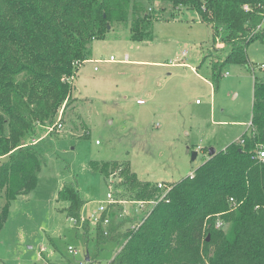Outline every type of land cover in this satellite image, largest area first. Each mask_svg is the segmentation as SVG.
<instances>
[{"label": "rangeland", "instance_id": "374dc122", "mask_svg": "<svg viewBox=\"0 0 264 264\" xmlns=\"http://www.w3.org/2000/svg\"><path fill=\"white\" fill-rule=\"evenodd\" d=\"M138 2L154 18L143 25L144 38H133L131 20L111 24L104 39L89 44L88 60L70 79L68 106L24 140L41 154L42 169L37 188L11 204L0 232V264H78L85 253L111 261L123 243L98 247L93 223L85 240L65 212L69 204L58 201L66 184H75L85 201L83 220L94 221L109 193L123 197L127 170L141 182L172 186L203 165L209 149L220 152L249 131L255 78L264 76V41L248 47V66L227 64L219 75L214 63L229 48L214 42L210 24L183 6ZM198 147L204 154L193 161ZM93 162L111 166L108 178ZM4 203L0 192V211Z\"/></svg>", "mask_w": 264, "mask_h": 264}, {"label": "trees", "instance_id": "16d2710c", "mask_svg": "<svg viewBox=\"0 0 264 264\" xmlns=\"http://www.w3.org/2000/svg\"><path fill=\"white\" fill-rule=\"evenodd\" d=\"M144 1L183 6L210 24L214 42L229 48L214 63L219 75L227 64L248 66V47L264 41V0ZM143 8L138 0H0V232L12 202L38 186L43 158L24 140L68 106L70 79L88 60L89 44L104 39L111 24L131 20L133 38H144L142 27L154 18ZM262 146L264 76L255 78L251 127L239 141L209 156L194 178L172 185L136 229L128 227L134 219L121 218V205L101 216L94 225L97 246L123 243L105 264H264V162L256 158ZM92 168L108 178L111 166L93 162ZM124 175V200L158 199V183L141 182L128 170ZM58 201L69 204L65 212L88 242L92 222L81 216L85 201L78 187L66 184ZM218 222L228 228L218 229ZM89 264L104 262L94 257Z\"/></svg>", "mask_w": 264, "mask_h": 264}, {"label": "built area", "instance_id": "2783aa9c", "mask_svg": "<svg viewBox=\"0 0 264 264\" xmlns=\"http://www.w3.org/2000/svg\"><path fill=\"white\" fill-rule=\"evenodd\" d=\"M245 10L248 11L249 10L248 7H246ZM110 61H115V59L113 57H111L110 58ZM261 69L264 70V64L261 65ZM226 75L228 76L229 73H226ZM144 103H145V101H143V100H139L138 101V104H140V105H143ZM250 127H251V123L249 125V129H250ZM197 152L204 154V150L201 147H198L197 148ZM256 158L259 161L264 162V146H262L261 149L258 151ZM189 177L190 178H194V173L190 174ZM157 188L160 191V195H159V197H158L157 200H151V201H127V200H124L122 198V196H119V197L114 198L113 194L112 193H109L108 196H107V198H108V201H107L108 202V206H106L104 204H101V206L99 207V211L101 212V216L104 213H107L109 211V209H110L111 206L121 205V206H123V212L121 213V218H123V219H125V218H132V219H134V223L133 224H129L130 225L129 228L130 229H136L139 225H141V223H143L145 221V219L151 213V211L153 210V208L160 201L167 199L169 193L172 190V186H168V185H165L163 183H158L157 184ZM230 201L233 202V199H231ZM127 204H131V205H135L136 206V209L134 210V212H130L125 207ZM101 216H95L94 215V216H92V218L94 219V221H92V220H90V221L93 223V225H96L97 223L100 222ZM108 223H109V219L106 218L103 221V224L104 225H108ZM223 226H224V224L222 222H218L217 223L218 229H221ZM69 252L71 254H73L74 256H77L78 253H79L78 250L75 249V248H69ZM88 257H89V260H87ZM90 261H91L90 255L87 254V253H85V256L83 257L82 260H80L78 262V264H89ZM108 263H109V261H108Z\"/></svg>", "mask_w": 264, "mask_h": 264}, {"label": "water", "instance_id": "95a60500", "mask_svg": "<svg viewBox=\"0 0 264 264\" xmlns=\"http://www.w3.org/2000/svg\"><path fill=\"white\" fill-rule=\"evenodd\" d=\"M216 152H217L216 149L211 148V149H209L208 154H209L210 157H212V156H214L216 154ZM197 156H198V152L193 151L192 152V160L195 161L197 159ZM208 241H210V237L208 238ZM87 260H89V257L87 258Z\"/></svg>", "mask_w": 264, "mask_h": 264}, {"label": "crops", "instance_id": "0c3cea01", "mask_svg": "<svg viewBox=\"0 0 264 264\" xmlns=\"http://www.w3.org/2000/svg\"><path fill=\"white\" fill-rule=\"evenodd\" d=\"M198 101H199V100H197V102H198ZM197 104H199V103H197ZM36 142H37V141H33V142H31V144H32V145H33V144L35 145ZM226 148H227V147H226ZM226 148H225V149H226ZM190 174H192V172H191ZM190 174H189V175H190ZM159 183H162V182H159Z\"/></svg>", "mask_w": 264, "mask_h": 264}, {"label": "bare ground", "instance_id": "6f19581e", "mask_svg": "<svg viewBox=\"0 0 264 264\" xmlns=\"http://www.w3.org/2000/svg\"><path fill=\"white\" fill-rule=\"evenodd\" d=\"M197 103H199V102H197Z\"/></svg>", "mask_w": 264, "mask_h": 264}]
</instances>
